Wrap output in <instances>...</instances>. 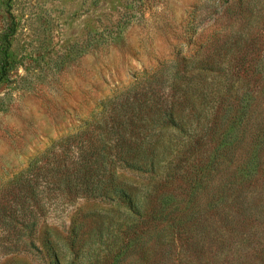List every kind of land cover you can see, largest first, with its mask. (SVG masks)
I'll list each match as a JSON object with an SVG mask.
<instances>
[{"label":"rangeland","instance_id":"1","mask_svg":"<svg viewBox=\"0 0 264 264\" xmlns=\"http://www.w3.org/2000/svg\"><path fill=\"white\" fill-rule=\"evenodd\" d=\"M79 149L0 264H264V0H0V189Z\"/></svg>","mask_w":264,"mask_h":264},{"label":"trees","instance_id":"2","mask_svg":"<svg viewBox=\"0 0 264 264\" xmlns=\"http://www.w3.org/2000/svg\"><path fill=\"white\" fill-rule=\"evenodd\" d=\"M42 157L31 161L24 171L0 189V246L8 252H22L24 247L38 252L34 232L48 205L63 194L78 197L80 192L74 188L73 178L78 180L80 176L86 187L89 177H93L89 168L90 155L83 149L76 152L72 164H68L73 160L68 154L59 158L55 153L50 158Z\"/></svg>","mask_w":264,"mask_h":264}]
</instances>
